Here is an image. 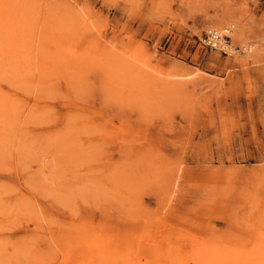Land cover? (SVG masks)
Listing matches in <instances>:
<instances>
[{"label": "rangeland", "instance_id": "1", "mask_svg": "<svg viewBox=\"0 0 264 264\" xmlns=\"http://www.w3.org/2000/svg\"><path fill=\"white\" fill-rule=\"evenodd\" d=\"M0 264H264V0H0Z\"/></svg>", "mask_w": 264, "mask_h": 264}, {"label": "built area", "instance_id": "2", "mask_svg": "<svg viewBox=\"0 0 264 264\" xmlns=\"http://www.w3.org/2000/svg\"><path fill=\"white\" fill-rule=\"evenodd\" d=\"M226 32H218L216 29H208L203 38L202 44L210 47L220 49L222 52L227 53L232 46L230 43V34L228 30Z\"/></svg>", "mask_w": 264, "mask_h": 264}, {"label": "bare ground", "instance_id": "3", "mask_svg": "<svg viewBox=\"0 0 264 264\" xmlns=\"http://www.w3.org/2000/svg\"><path fill=\"white\" fill-rule=\"evenodd\" d=\"M230 26H232V27H233V26H234V24H230ZM232 27H231V28H232ZM223 29H224V30H228V31H229V33L231 32V29H230L229 27H225V28H223ZM223 29H222V30H223ZM216 30H217L218 32H220V33H221V30H218V29H216ZM222 32H223V31H222Z\"/></svg>", "mask_w": 264, "mask_h": 264}]
</instances>
